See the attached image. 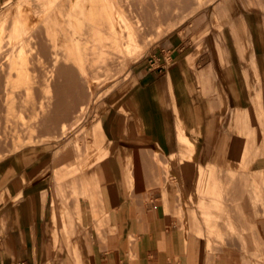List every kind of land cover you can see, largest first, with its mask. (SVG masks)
Returning a JSON list of instances; mask_svg holds the SVG:
<instances>
[{
	"label": "crops",
	"instance_id": "obj_1",
	"mask_svg": "<svg viewBox=\"0 0 264 264\" xmlns=\"http://www.w3.org/2000/svg\"><path fill=\"white\" fill-rule=\"evenodd\" d=\"M256 121L264 124V0H220L190 30L162 37L93 115L91 163L79 161L86 141L72 161L61 136L44 142L43 162L32 147L23 165V153L0 161V264H264ZM69 166L78 171L65 177Z\"/></svg>",
	"mask_w": 264,
	"mask_h": 264
},
{
	"label": "bare ground",
	"instance_id": "obj_2",
	"mask_svg": "<svg viewBox=\"0 0 264 264\" xmlns=\"http://www.w3.org/2000/svg\"><path fill=\"white\" fill-rule=\"evenodd\" d=\"M31 1V0H30ZM155 1V0H154ZM159 1V0H158ZM162 1V0H161ZM172 1V0H171ZM176 1V0H175ZM177 1H179V0H177ZM177 1L176 2H174L173 1V3H177ZM186 1V0H185ZM184 1V3L186 4V5H191L190 3L189 4H187L188 2L187 1H189V2H191L192 4H195V7L193 8V11H195V10H200V8H201V6L207 1V0H198V1H196L195 3H193L195 0H187L186 2ZM36 2H38V4H40L41 5V7L42 8H40V6H36V5H34V8H33V4L30 6L29 4V0H28V5L27 6H24L23 4L22 5H20L14 12H13V14L12 15H10L11 17H12V19H11V21H9L10 22V25H8L9 24V22L7 23V25L8 26H11V30H10V27H8V26H6V22L8 21V18H7V20L5 21V20H3L1 23H0V46L2 45V39L4 38L3 36V33H4V28L5 29H8L9 28V32H11V34H25V33H27V34H31L32 36H34L33 38L34 39H36V36H38V35H40V33H41V36H43L42 35V33H45V35H46V37H47V45H48V47L50 48V50H51V52H52V54L50 53V55H52V58H51V56H50V58L51 59H53L52 61V63L53 64H59V66H60V61L59 62H57L60 58H62V56H58L57 57V55H58V53H59V51H60V53L62 52L63 54H64V58H65V65H66V63H68L67 65H69L70 66V64L69 63H73V65H74V69L75 68H77V70H79V71H77L76 72V75L75 76H77V74H78V76L76 77L77 78V80H79V79H81V77H83L84 79H82L81 81L82 82H84L83 80H87V74H89V73H91V72H88V71H90V70H88L90 67H91V65H95L96 67H102V68H106V69H108V70H110L111 68L108 66L110 63H114L115 62V58H116V56L117 55H122V54H130L129 56H133L134 54H136V51L137 50H140L141 48H143V47H145V45H143V38L147 35V34H150L151 33V37H149L150 38V40L149 39H147V40H149L150 42L152 41V40H154V39H158V38H161V37H163V36H165V35H167L168 33H170L171 31H173L174 30V28L176 27V25H177V20H176V16H175V13L174 12H171V11H169V9H168V7L166 8H164V10L162 11V12H159V9H160V7L159 6H161V4H158V2L157 1H155V2H157V4L156 3H154L156 6L157 5H159L158 7H155V9H152V8H150V5H149V7H145V6H143V4H146L147 3V1L146 2H144V0L142 1V0H36ZM142 2H143V4H142ZM160 2V1H159ZM167 2V1H166ZM181 2V3H180ZM179 2V4H183V1H180ZM209 2V1H208ZM25 3V2H24ZM25 3V4H26ZM33 3V2H32ZM152 4H153V0H152V2H151ZM147 4H149V3H147ZM163 4H164V2H163ZM162 4V6L164 7V5ZM169 4H170V2L168 3V6H169ZM211 4V3H210ZM209 4V5H210ZM172 6H173V4H171ZM154 5H152L151 7H153ZM162 6H161V8H162ZM166 6H167V4H166ZM171 6V7H172ZM176 8H178V4H177V7ZM163 9V8H162ZM154 12H153V11ZM189 13H191V12H189ZM8 16V15H7ZM6 17V16H5ZM8 31V30H7ZM6 31V33H8ZM37 32H38V35H37ZM6 33H5V35H6ZM7 35H9V34H7ZM26 35V34H25ZM21 37H25L24 35H21ZM30 38H31V36H29ZM40 37V36H39ZM38 37V38H39ZM147 37V36H146ZM37 38V40L39 41V39ZM6 39V37L4 38V40ZM7 39H9V37L7 38ZM27 39L29 40V38H28V35H27ZM42 39V38H41ZM44 39H45V37H44ZM31 40H32V38H31ZM8 41V40H7ZM12 41V40H11ZM11 41H10V39H9V42L11 43ZM30 41V40H29ZM88 41L90 42V44H88ZM25 42L26 41H24L23 40V38L19 41V44L18 43H15V45L17 44V47H16V49H14L13 48V46H12V48H13V52L11 53V55H9V53H8V57L6 56V53H7V51H6V53H5V56H6V61L7 60H9L8 61V65H9V68H11V69H13L14 70V74H16V79L14 80V78H13V84L16 82H24V83H27V84H30V82H31V79H30V74H29V67H30V69H32L33 70V68H31V65L33 66V65H36V63L34 64L33 62L35 61V62H37L38 63V60H37V58L34 56V59L36 58V60H34V59H31V60H33V62H32V64H30V66H29V63H30V57H31V55H29V51H30V54H31V52H33V53H36V54H34V55H38V57H40L41 55V48H40V46H39V43H37L36 41H31L32 43H29L28 45H27V47H25ZM35 44H34V43ZM147 42V41H146ZM5 43H6V41H5ZM27 43H28V41H27ZM37 43V44H36ZM43 43V42H42ZM9 44V43H8ZM33 46H32V45ZM145 44H147V46L149 45V43H145ZM4 46L6 45V44H3ZM29 45H30V48H29ZM46 45V46H47ZM4 46H1V48L2 47H4ZM28 48V49H27ZM61 49V50H58V49ZM147 48V47H146ZM9 49V48H8ZM44 49V48H43ZM1 50V49H0ZM9 50H11V49H9ZM49 51V50H48ZM9 52V51H8ZM46 52V51H45ZM53 52L54 53H56V54H54V56H53ZM28 53V54H27ZM44 53V52H43ZM42 53V54H43ZM61 53V55H63ZM3 55H4V52H3ZM33 55V54H32ZM44 55H46V54H44ZM48 55H49V53H48ZM56 55V56H55ZM60 55V54H59ZM43 56V55H42ZM41 56V57H42ZM33 57V56H32ZM5 58V57H4ZM43 58V57H42ZM0 59H1V57H0ZM39 59V58H38ZM41 59V58H40ZM63 59V58H62ZM45 60V57H44V59L43 60H41L42 61V63H43V61ZM50 60V59H49ZM5 61V60H4ZM3 61V62H4ZM6 61L4 62V63H6ZM45 62V61H44ZM63 63V62H62ZM3 64V63H2ZM40 64H41V62H40ZM88 64H90V67L88 68ZM5 65H7V63L6 64H3V66H5ZM37 65H39V64H37ZM44 65H45V63H44ZM43 64H41V69H42V66H44ZM1 66V65H0ZM52 66V65H51ZM54 66V65H53ZM61 66H62V64H61ZM72 66V65H71ZM56 67V66H55ZM63 67V66H62ZM1 68H2V66H1ZM1 68H0V70H1ZM8 68V69H9ZM66 68H68L67 66H66ZM70 68L71 67H69V69H67L68 71L67 72H69V70H70ZM92 69H93V67H91ZM7 69V70H8ZM34 69H35V67H34ZM52 69V73L54 72L53 71V68H51ZM55 69V68H54ZM3 70V69H2ZM1 70V71H2ZM5 70V69H4ZM32 70H31V72H32ZM73 70V69H72ZM56 71H57V69H56ZM74 71V70H73ZM105 71V70H104ZM9 72H11V70H9ZM8 72V73H9ZM33 72H35V70H33ZM33 72H32V74H33ZM43 72V71H42ZM45 69H44V74H45ZM67 72H65V73H67ZM7 73V74H8ZM50 73H51V71H50ZM49 73V71H48V73L46 72V74H50ZM70 73V72H69ZM71 73H72V71H71ZM70 73V76H73V77H75L74 75H72ZM74 73H75V71H74ZM2 74V73H1ZM0 74V75H1ZM6 74V73H5ZM43 74V75H44ZM80 74H81V76H80ZM106 74V73H105ZM11 75V74H10ZM36 75V74H35ZM42 74L40 75V76H43ZM53 74H51L50 76H52ZM60 75H62V74H60ZM7 76V75H6ZM9 76V75H8ZM40 76H39V78H40ZM46 76V75H45ZM69 76V75H68ZM90 76H92V74L90 75ZM95 76H96V74H95ZM94 76V77H95ZM1 77V76H0ZM11 77V76H10ZM36 77H37V75H36ZM36 77H35V79H36ZM47 77V76H46ZM49 77V76H48ZM78 77H79V79H78ZM85 77H86V79H85ZM93 77V78H94ZM98 77V76H97ZM107 77V79H108V76H105L104 78H106ZM42 78V77H41ZM52 78H53V76H52ZM34 79V80H35ZM42 79H44V78H42ZM70 79H72V77L70 78ZM45 80V79H44ZM43 80V81H44ZM49 81H47V78H46V81L48 82L47 84H46V86H45V90H46V92H47V95H45V97L47 96V97H49L48 98V102H50V98L52 97L50 94H49V91H50V84H49V82H50V77H49V79H48ZM72 80H74V79H72ZM98 80V79H97ZM52 81V80H51ZM66 81H68V80H66ZM0 82H2V84H4V79L2 80V81H0ZM12 82H10V83H12ZM65 82V81H64ZM10 83H7L6 82V84H10ZM16 83H15V85L14 86H16ZM34 83H35V81H34ZM46 83V82H45ZM85 83V82H84ZM1 84V83H0ZM19 84V83H18ZM76 84V83H75ZM92 84V83H91ZM21 84H19V86H20ZM25 85V84H24ZM52 85H53V83H52ZM59 85V84H58ZM78 85V84H77ZM1 86V85H0ZM12 86V85H11ZM11 86H8V85H5V89H6V87H9V88H11ZM60 86H61V83H60ZM74 86V85H73ZM66 87V86H65ZM75 87V86H74ZM55 88V87H54ZM69 87L67 86V89H68ZM77 88H78V86H77ZM2 89V88H1ZM13 89V88H12ZM15 89H16V87H15ZM15 89H14V91L13 92H15ZM20 89V88H19ZM19 89H17L18 91H19ZM70 89V88H69ZM76 89V88H75ZM21 90V89H20ZM25 90H26V88H25ZM24 90V91H25ZM65 90H66V88H65ZM12 91V90H11ZM18 91H16L17 93H18ZM31 91V86H28V88H27V93L29 94V93H32V92H30ZM70 92V91H69ZM5 93V92H4ZM6 93H7V89H6ZM5 93V94H6ZM11 93V92H10ZM19 93H20V91H19ZM77 93V92H76ZM76 93H73L72 94V89H71V92H70V94H72V95H74V94H76ZM9 94V93H8ZM16 94V93H15ZM26 94V93H25ZM24 94V95H25ZM1 95V94H0ZM31 94H29V96H30ZM68 95H69V93H68ZM72 95H70V97L69 98H71V96ZM77 95V94H76ZM79 95V94H78ZM14 97H16L15 95H13ZM29 96H27V97H29ZM44 96V95H43ZM42 96V97H43ZM61 96V95H60ZM80 96V95H79ZM12 97V96H11ZM32 97V96H31ZM34 97V96H33ZM41 97V98H42ZM64 97V96H63ZM68 97V96H67ZM66 97V98H67ZM74 97V96H73ZM1 98H2V96H1ZM26 98V97H25ZM69 98H67V99H69ZM4 99V98H3ZM7 99H10V98H7ZM27 99V98H26ZM32 99V98H31ZM56 99V98H55ZM65 99V98H64ZM74 99V98H73ZM75 99H76V97H75ZM78 99V98H77ZM11 100V99H10ZM9 100V101H10ZM14 100H16V99H14ZM34 100V99H33ZM42 100H43V98L42 99H40V101L42 102ZM71 100H72V98H71ZM71 100H69V101H71ZM28 101H30V100H28ZM44 101L46 102V100L44 99ZM55 101V100H54ZM35 102V101H34ZM44 102V103H45ZM62 102V101H61ZM7 103H9L8 101H7ZM33 104L34 103H32V107H33ZM36 104V103H35ZM38 104H40V103H38ZM43 104V103H42ZM41 104V105H42ZM47 104H49V106H50V103H47ZM46 104V105H47ZM56 104V103H55ZM61 104H63V106L64 105H66V104H68V103H66V104H64V103H61ZM60 104V105H61ZM45 105V106H46ZM59 105V107L58 108H61V106ZM8 106V105H7ZM38 105H36V107H37ZM40 106V105H39ZM44 106V105H43ZM67 106V105H66ZM47 107V106H46ZM45 107V108H46ZM39 109H40V107H38ZM37 108V109H38ZM8 109V108H7ZM36 109V110H37ZM35 110V108L33 107L32 108V113H35V116H36V111H34ZM42 110H43V107H42ZM45 110V109H44ZM49 110V109H48ZM51 110V109H50ZM56 110V109H55ZM63 110H64V108L61 110H57V111H59V112H63ZM8 111H9V109H8ZM34 111V112H33ZM39 111V110H38ZM46 111V110H45ZM12 112V111H11ZM43 112V111H42ZM50 112V114H52V112L51 111H49ZM56 111H54V113H55ZM67 111H66V109H65V113H66ZM10 113V112H9ZM13 113V112H12ZM44 113V115H48L49 113H48V111H46V114H45V112H43ZM39 114H41V109H40V113ZM38 114V115H39ZM49 114V117H52L51 115ZM56 114V113H55ZM67 114V113H66ZM65 114V115H66ZM33 115V114H32ZM32 115H31V118H32ZM42 116H43V114H41ZM41 115H40V117H41ZM64 115V116H65ZM54 116V115H53ZM38 117V116H37ZM39 117V118H40ZM44 117V116H43ZM47 116H45V118H46ZM56 117H57V115H56ZM52 118L53 120H54V122L57 120V118ZM30 118V117H29ZM38 118V119H39ZM49 119V118H48ZM52 119H49L50 120V122H53L52 121ZM56 119V120H55ZM62 119H63V117H62ZM39 120H41V118L39 119ZM47 120V119H46ZM46 120H43L44 122L46 121ZM48 120V121H49ZM59 120H60V118H59ZM59 120H58V122H59ZM32 121V120H31ZM34 121H36V119L35 120H33L32 122H34ZM38 121V120H37ZM36 121V122H37ZM42 121V120H41ZM42 121V122H43ZM63 121H66L65 119H63ZM61 122V129L59 128V130L58 131H60V133H58V131H57V134H59V135H61V137L62 136H64L65 135V133H68L71 129H73V128H76L77 126H78V124L80 123V121H81V116L76 120V121H73V122H69V123H66V122ZM35 123V122H34ZM49 123V122H48ZM47 123V124H48ZM33 124V123H32ZM32 124H31V126H32ZM37 124H39L40 125V123L38 122ZM44 123H41V125H43ZM45 124H46V122H45ZM36 125V124H35ZM35 125H33V126H35ZM38 125V126H39ZM40 125V126H41ZM53 125H57V124H54L53 123ZM59 125V126H60ZM28 126V125H27ZM37 126V125H36ZM40 126L39 127H35L34 128V130L36 131V129L38 128H40ZM43 126H46V125H43ZM261 126V125H260ZM42 127V126H41ZM47 127V126H46ZM45 127V128H46ZM49 127H51V128H54V126H52L51 124H50V126ZM259 127V126H258ZM44 128V129H45ZM37 129V130H38ZM41 129V128H40ZM40 129H39V131H40ZM43 128L41 129V131H43L44 130ZM49 129V128H48ZM50 130H52V129H50ZM49 130V132H48V135L49 134H51V131ZM57 130V128L55 127V131ZM98 130V129H97ZM28 131V130H27ZM29 131H30V128H29ZM31 132V131H30ZM52 132H54L53 130H52ZM72 132H74V130H72ZM98 132L99 131H97V133H96V135L98 136ZM38 133V132H37ZM43 133H45V134H43L44 136L47 134L45 131H43ZM264 133V132H263ZM4 134V133H3ZM31 135H32V133H30ZM36 134V133H35ZM39 134H40V138L41 139H43V138H45V137H42L41 136V134L42 133H40L39 132ZM38 134V135H39ZM7 135V134H6ZM28 135V134H27ZM30 135V136H31ZM100 135H102V133L100 132ZM262 135H264V134H262ZM24 136V135H23ZM50 136V135H49ZM55 136V135H54ZM56 136H58V135H56ZM36 137V136H35ZM263 138H264V136H263ZM30 139V138H29ZM41 139H39L38 138V140L40 141ZM32 140V139H31ZM30 140V141H31ZM1 141H2V138H1ZM7 141V140H6ZM16 141V140H15ZM33 141H35V140H33ZM16 144V143H15ZM263 144H264V142H263ZM4 145V144H3ZM7 145V144H6ZM9 146V145H8ZM17 147L19 146L20 147V145H16ZM16 146L14 147V148H16ZM13 148V149H14ZM8 149V148H7ZM17 149V148H16ZM11 150V149H10ZM263 153H264V146L263 145H260L258 148H257V150H256V155L259 157V161H258V163H259V165L260 166H263L262 165V162L264 161V157H263ZM19 159L17 158L16 159V161H18ZM185 168H186V166H185ZM187 168H189V167H187ZM191 168V167H190ZM230 168V167H229ZM225 169H227V168H225ZM235 169V168H234ZM222 170V169H221ZM231 170H233V169H231ZM231 170L229 171V170H227V171H229V173L231 172ZM235 170H237V169H235ZM185 171V170H184ZM224 171V170H223ZM188 172H190V171H188ZM187 172V173H188ZM199 172H200V170H199ZM234 172V171H233ZM232 172V173H233ZM239 172V171H238ZM241 172V171H240ZM262 170H260L259 171V173H258V181H259V188L258 189H256V201L257 200H259V201H262V204H260L261 206H259V207H261L260 209H263L264 210V177H263V175H262ZM193 173V172H192ZM209 173L211 174V172H210V170H209ZM234 173H236V172H234ZM233 173V174H234ZM245 173V172H244ZM206 174V173H205ZM247 174V173H246ZM249 174V173H248ZM189 175V174H188ZM192 175V174H191ZM190 175V176H191ZM204 175V174H203ZM214 174L212 173L211 174V176H213ZM217 175V174H216ZM221 175V174H220ZM225 176V173L224 174H222V176ZM209 176V175H208ZM211 176H209L212 180L215 178V177H211ZM234 176H236V175H234ZM239 176H241L240 174H239ZM242 176H243V174H242ZM241 176V179L245 176H243L242 177ZM203 177V176H202ZM205 177H206V175H205ZM226 177V176H225ZM248 177V176H247ZM246 177V178H247ZM249 177H250V175H249ZM220 178V177H219ZM222 178H224V177H221L220 179H221V181H222ZM208 179V178H207ZM232 179H234V178H232ZM244 179V178H243ZM249 179V178H248ZM203 180V179H202ZM204 180H205V178H204ZM217 180V179H216ZM224 180V179H223ZM208 181V180H207ZM220 181V180H219ZM218 181V185H219V187H221L220 186V182ZM250 181V180H249ZM203 182V181H202ZM205 182V181H204ZM204 182H203V185H204ZM211 182L212 181H210L209 183L211 184ZM224 182V181H223ZM222 182V183H223ZM237 182H240V180L239 181H236V183ZM208 183V182H207ZM213 183H214V180H213ZM226 183H228V182H226ZM215 184V183H214ZM224 184V183H223ZM240 184H238V186H239ZM207 186H209L208 184H207ZM210 186H212L213 187V185H210ZM235 186H237V185H234V187ZM250 186V185H249ZM212 187H206V188H208V189H206V190H208V191H210V193L211 192H214L215 193V195H216V192L214 191L215 189L214 188H212ZM215 187V186H214ZM225 186H223V188H224ZM222 188V187H221ZM222 188V189H223ZM236 188V187H235ZM164 189V188H163ZM219 189V188H218ZM225 189V188H224ZM224 189L222 190V191H224ZM229 189V188H228ZM254 189V188H253ZM231 190V189H230ZM230 190H228V191H230ZM239 190V189H238ZM237 190V191H238ZM249 190V189H248ZM255 190V189H254ZM205 190H203L201 193L203 194V192H204ZM221 191V190H220ZM221 191V192H222ZM207 191H205V193H206ZM225 192V191H224ZM224 192H222V193H218L217 192V194H223L222 195V197L221 198H223V196H224ZM233 192V191H232ZM232 192H230V193H232ZM248 192V191H247ZM246 192V193H247ZM251 192H252V190H251ZM254 192V191H253ZM252 192V193H253ZM204 193V194H205ZM208 193V192H207ZM209 193V194H210ZM238 193V192H237ZM236 193V194H237ZM250 193V192H249ZM97 194V193H96ZM201 194V195H202ZM203 194V195H204ZM212 194V193H211ZM255 194V193H254ZM226 195V194H225ZM231 195H235V194H231ZM217 196V195H216ZM247 196V195H246ZM166 197V196H165ZM204 197V196H203ZM217 197H219V195L217 196ZM219 197V199H221ZM232 197V196H231ZM252 197H253V194H252ZM201 198H202V196H201ZM226 198H227V196H226ZM245 198V197H244ZM243 198V199H244ZM165 199V198H164ZM204 199V198H203ZM225 199V198H224ZM231 199H233V198H231ZM246 199V198H245ZM200 200V199H199ZM227 200V199H226ZM236 200H237V198H236ZM254 200V199H253ZM201 201V200H200ZM223 201H225V200H223ZM232 201V200H231ZM235 201V200H234ZM245 201V200H244ZM226 202V201H225ZM233 203V202H232ZM242 203V202H241ZM256 203H258V201L256 202ZM261 203V202H260ZM247 204V203H246ZM198 205H199V203H198ZM243 205V204H242ZM257 207H258V205H256ZM200 207V206H199ZM257 207H256V211L258 212V210H257ZM254 208H255V206H254ZM75 209H76V211L78 212V205H76L75 206ZM104 209V208H103ZM259 209V210H260ZM180 210H183L182 208H180ZM184 211V210H183ZM255 211V212H256ZM262 211V210H261ZM254 212V213H255ZM263 212V211H262ZM185 213H186V211H185ZM185 213H184V216H185ZM253 213V212H252ZM261 212H259V214H260ZM182 214H183V212H182ZM195 214V213H194ZM249 214V213H248ZM187 215V214H186ZM191 215V214H190ZM254 215V214H253ZM181 216V215H180ZM194 216H196V215H194ZM263 216V215H262ZM198 216H196V218H194V220L195 219H198L197 218ZM254 217H255V215H254ZM256 217H257V215H256ZM260 217V216H259ZM180 219H181V217H180ZM189 219H190V217H189ZM223 219V218H222ZM255 219V218H254ZM102 220V217L100 216L99 217V221L97 222V229L98 230H100L102 227V225L103 224H101V221ZM199 220V219H198ZM236 220H237V218H236ZM184 221V220H183ZM185 221H187V220H185ZM197 221V220H196ZM196 221H195V228L197 227V225H198V223H197V225H196ZM200 221V220H199ZM199 221H197V222H199ZM218 221V220H217ZM235 221V220H234ZM191 222V221H190ZM256 222V221H255ZM254 222V223H255ZM186 223V222H185ZM200 223V222H199ZM233 224V223H232ZM183 225H184V223H183ZM186 226H188L187 225V223L185 224ZM218 225V224H217ZM235 225V224H234ZM185 226V227H186ZM198 226H200V224L198 225ZM254 226H255V224H254ZM184 227V228H185ZM201 227H202V224H201ZM200 227V228H201ZM198 228V227H197ZM200 228H199V231H201L200 230ZM239 230V229H238ZM257 230V229H256ZM196 231H198V229L196 230ZM198 231V232H199ZM259 231V230H258ZM98 232H100V231H98ZM202 232V231H201ZM242 232V231H241ZM202 234V233H201ZM227 235V234H226ZM262 236V235H261ZM244 237V236H243ZM242 237V238H243ZM263 237V236H262ZM256 239V238H255ZM245 241V240H244ZM256 242V241H255ZM262 243V242H261ZM234 244V243H233ZM255 244H257V243H255ZM247 245V244H246ZM221 246V245H220ZM257 246V245H256ZM260 246H261V244H260ZM264 246V245H263ZM216 247V246H215ZM218 247V246H217ZM222 247V246H221ZM247 247V246H246ZM263 248V247H262ZM221 249H223V248H221ZM220 249V250H221ZM219 250V249H218ZM217 249H216V251H218ZM263 251V250H262ZM252 258V257H251ZM260 261V260H259ZM264 262V261H263Z\"/></svg>",
	"mask_w": 264,
	"mask_h": 264
},
{
	"label": "rangeland",
	"instance_id": "obj_3",
	"mask_svg": "<svg viewBox=\"0 0 264 264\" xmlns=\"http://www.w3.org/2000/svg\"><path fill=\"white\" fill-rule=\"evenodd\" d=\"M146 1L149 4H147V3L146 4H143V2H142L143 6L149 7V5H150V8H152V9H155V7H158L159 6V5L156 6L154 3L157 4V2H158V4H161V6H162V4L164 2V4H163L164 7L162 6L163 9L161 8V6H159L160 7L159 12H162L165 7L166 8L168 7L169 11L174 12L175 13V16H176L177 25L174 28V30H186V31H188V30H190L193 27V25H194V19H195V17L198 14H200L201 12H205L208 9L212 8V6L215 5L216 3H218L220 0H207L201 6L200 10H198V11L197 10L193 11V8L195 7V4H196L195 2L198 1V0H195L193 2L195 4H192L191 2H189V1L186 0L188 2L187 4L190 3L191 5H186L184 3L185 0H179V1L176 0L177 1L176 4L173 3V1L176 2L175 0H172V1L171 0H162V1L159 0L160 2L158 0H155L157 2H155L153 0V4L151 3L152 0H144V2H146ZM180 1H183V4H179ZM24 2L25 3L26 2L28 3V0H2L0 2V23L3 20L6 21L7 18H8V21L6 22V26L10 25V22L9 21H11V19H12V17L10 15H12L13 12L20 5H22V4L24 6H27L28 5L27 3L25 4ZM169 2H170V4L168 6V3ZM29 3H30L29 4L30 6L33 4V8H34V5H36V6L38 5V6H40V8H42L41 5L38 4V2H36V0H31V1L29 0ZM166 4H167V6H166ZM171 4H173V6ZM177 4H178V8H176L177 7ZM152 5H154V6L151 7ZM189 12H191V13H189ZM8 22H9V24L7 25ZM8 27H10V30H11V26H8ZM4 30L5 31L3 33V35H4L3 37L4 38L6 37V39L5 40H4V38L2 39L3 40L2 41L3 43H2L1 46H4L3 44H6V45L4 47H2V48L0 46V49H1L0 50V57H1V59H0V65L2 66V68H1V66H0V68H1V70L3 69L2 71L0 70V74L2 73L0 75L1 76L0 77V81H2L4 79V84H2V82H0L1 83L0 84L1 85L0 86V94H1L0 95V161H2L3 159H10L11 160L13 158V153L14 152H17L18 154L19 153H23V155H21V157L18 158L19 160L16 161L17 163H19V165H23V163L25 162V156L27 155L26 152H28L29 147H32L33 148L32 152L34 153L35 158H37V161L43 162L44 161V156H45V152H44L45 151V147H44L45 145H44V142L51 141V140L61 141L59 139V137L61 135L57 134V131L61 127L60 124L63 121V119L66 120V121H63V122L69 123V122L76 121L81 116V121L78 124V126L76 128L71 129L68 133H65V135L62 136V137H65V140H64L65 141V147H64L62 153H66L68 151V153H70L69 155H70L71 160L72 161H76V156L74 154V151L79 150V152H82V147H79L78 146V142L81 141L80 143L82 144V141L83 142L86 141V152H85V155L83 156L82 154H80L79 161L81 163H83V162L86 163L88 161H89V163H91L92 162L91 156H90V158H88V153L91 150V147L88 145L87 139L92 136V133L89 130V126H90V124L93 121V115L102 112L104 110V108H106L107 103L110 101V99L112 100L113 97L118 98V95L120 94L121 90H123V85H124V83L126 81V78L129 75V72H130L132 66L136 62H138L139 60H141L142 58H144L152 50V48L159 43V41L162 39V37L161 38H158V39H154V40H152L150 42L149 41L150 40L149 37H151V33L150 34H147L146 35L147 37L145 36L143 38V42H144L143 45H145V47L141 48L140 50H137L136 51V54H134L133 56H129L130 54H128V53L127 54L125 53V54H122V55H117L116 58H115V62L114 63L112 62V63H110L108 65L111 68L110 70L106 69L107 67L106 68L105 67L104 68H102V67L101 68L100 67L98 68L95 65H91V67H93V69H92L90 67V64H88L89 65L88 68L90 67L88 69L90 71H88V72H91V73L87 74V77L88 78H87V80H83L85 82L84 83V82L81 81L82 79H84L83 77H81V79H79V77H78L79 80H77L76 77L78 76L79 73L77 74V76H75V75H76V72L79 71V70H77V68L74 69L73 63H69L70 66L67 65L68 63H66V65H65V62H64L65 61V58H64V54L62 52L61 53L63 55H61L60 51H59V53L57 55V57L58 56H62V58H63V59L60 58L57 61V62H59L61 60L59 62L60 63V66H59V64L56 65V64H53L52 63L53 62L52 61L53 59H51L52 58V55H50V53L52 54V52H51L50 48L47 45V37H46L45 33H42L43 36H41V33H40V35H38V32H37V35L38 36H36V39H34L35 37L32 36L31 34L29 35V34L25 33L26 35L25 34H18V35L17 34H14L13 35V34H11V32H9V28L8 29H5L4 28ZM6 31L8 33H6ZM5 33H6V35H5ZM7 34H9V35H7ZM21 35H24L25 37H21ZM27 35H28V38H29L30 41L27 39ZM29 36H31V38H32L33 41H36L37 43H39V46L41 48V52H40L41 54L40 55L41 56L43 55L42 56L43 58L41 56L38 57V55L37 56L34 55L36 53H33V52H31V54H30V51H29L28 53H29V55H31L29 66H30V64H32L33 60H31V59H34V56L38 60V63L35 62V61L33 62L34 64L36 63V65H33V66L31 65V68H33V70H35V72H33V70L30 69V67H29V70H30L29 71V74H30L31 82H30V84H27V83H24V82H21V83L20 82H17V83L15 82L16 83V86H14L15 83L13 84L12 81H13V78H14V80L16 79V74H14L15 72H14L13 69L9 68V65H8L9 64L8 63L9 60L6 61V59H7L6 56L8 55V53H9V55H11V53L14 51L13 48L15 46L17 47V44L15 45V43H18L19 44V41L22 38H23L24 41H26L25 42V47H27V45L29 43H32L31 42L32 40H31V38ZM8 37H9L10 41L12 40L11 43L9 42V39H7ZM44 37H45V39H44ZM37 38L39 39V41L37 40ZM147 39H149V40H147ZM5 41H6V43H5ZM27 41H28V43H27ZM145 43H149V45L147 46V44H145ZM88 44H90L89 41H88ZM12 46H13V48H12ZM16 47L14 49H16ZM8 48L11 49V50H9ZM29 48H30V45H29ZM5 50L7 51V53H6ZM58 50H61V49L59 48ZM3 52H4V55H3ZM5 53H6V56H5ZM48 53H49V55H48ZM44 54H46V55H44ZM54 54H56V53L53 52V56H54ZM50 56H51V58H50ZM44 57H45V60H44L45 62L43 61V63H42L41 60H43ZM36 58L34 60H36ZM4 60L7 63V65H5V66H3V64H6V63H4L5 62ZM40 62L43 65L45 63V65L42 66V69L40 68L41 67ZM37 64H39V65H37ZM61 64H62L63 67L61 66ZM66 66L68 68H66ZM34 67H35V69H34ZM69 67H71L70 70H69V72L71 73V71H72L71 74L72 75L75 74L74 75L75 77L70 76V73L67 72L68 71L67 69H69ZM51 68H53V71H54L53 73H52V69ZM44 69H45V71L47 73H48V71H49V73L51 71V73L48 75L45 72V74H44ZM56 69H57V71H56ZM72 69L75 71V73H74V71ZM9 70H11V72H9ZM31 70H32L33 74L31 72ZM65 72H67V73H65ZM35 74L37 75V77H36ZM41 74L42 75L44 74V75L43 76H40ZM51 74H53L52 75L53 78H52V76H50ZM60 74H62V75H60ZM91 74H92V76H90ZM95 74H96V76H95ZM39 76H40V78H39ZM48 76L50 77V82H49V84H50V91H49V94L52 96L50 98V102H48V98L49 97H47V96L45 97V95H47V92L45 90V86L48 83L47 81H49L48 80L49 79ZM80 76H81V74H80ZM105 76H108V79H107V77L104 78ZM35 77H36V79H35ZM41 77L44 78L45 80L42 79ZM71 77L74 80L70 79ZM46 78H47V81H46ZM85 79H86V77H85ZM66 80H68V81H66ZM34 81H35V83H34ZM6 82L7 83L12 82V83L6 84ZM18 83L21 84V85L19 86ZM52 83H53V85H52ZM60 83H61V86H60ZM5 85H8V86H11L12 85L11 88L6 87L7 93H6ZM28 86H31V91L30 92H32V93H29V94H31L30 96L27 93ZM67 86L70 89L69 88L67 89ZM77 86H78V88H77ZM15 87H16V89H15ZM25 88H26V90H25ZM65 88H66V90H65ZM14 89H15V92H13ZM17 89H19L20 93H19V91ZM71 89H72V94L77 92L76 93L77 95L76 94H74V95L70 94ZM16 91H18V93ZM68 93H69V95H68ZM13 95H15L16 97H14ZM70 95H72L71 96L72 100H71V98H69ZM1 96H2V98H1ZM27 96H29V97H27ZM41 97L43 98L42 102L40 101V99H42ZM66 97L69 98V99H67ZM75 97H76V99H75ZM7 98H10L11 100L10 99H7ZM14 99H16V100H14ZM44 99L46 100V102L44 101ZM28 100H30V101H28ZM69 100H71V101H69ZM7 101L9 103H7ZM32 103H34L33 104V107L35 108L34 111H36V116H35V113H32V108H33L32 107ZM38 103H40V104H38ZM47 103H50V106ZM61 103H64V104L68 103V104H66L67 106L66 105L63 106V104H61ZM36 105H38V106L36 107ZM59 105L61 106V108H58ZM38 107H40L41 114H43L44 117L41 114H39L40 113V109ZM42 107H43V110H42ZM7 108L9 109V111H8ZM63 108H64L63 112L62 111L61 112L57 111V110H60V109L62 110ZM44 109L46 111H48L49 114H50L49 111H51L52 114H50V115L52 117H49V114L48 115H44L43 112H45V114H46V111ZM65 109L67 111L66 112L67 114L65 113ZM54 111H56L55 112L56 114L54 113ZM31 115H32V118H31ZM40 115H41V117H40ZM56 115H57V117H56ZM45 116H47V117L45 118ZM39 117L41 118L42 121L47 119L45 121L46 124H45L44 121L42 122L41 120H39L40 119ZM55 117L57 118V120L55 119L56 121L54 122L53 119ZM62 117H63V119H62ZM48 118L49 119H52L53 118L52 119L53 122H50V120ZM59 118H60V120H59ZM35 119H36V121L37 120L38 121L37 122L34 121L35 123L32 122ZM58 120H59V122H58ZM38 122L40 123V125H41V123H44L43 125H46L47 127L46 126H43V125H41L42 126L41 127L39 124H37ZM53 123L54 124H57V125H53ZM31 124H32V126H31ZM50 124L52 126H54V128L49 127ZM33 125H35V126H33ZM38 125L40 126L41 129L42 128L44 129L46 127L43 130V131H45L47 133L45 135L46 137L43 135L45 133H43V131H41L40 128H39L40 131H39L38 128H37L38 130L37 129H36V131L34 130L35 127H39ZM55 127L57 128L56 131H55ZM29 128H30V131L31 132L29 131ZM50 129H52L54 132H52V130H50ZM49 130L51 131V134H49L50 136L48 135ZM72 130H74V132H72ZM60 131H58V133H60ZM39 132L42 133L41 136L43 135L42 137H45V138L41 139ZM263 132H264V124L256 121V150H257V148L260 145H263L264 146V144H263V142H264L263 136L264 135H262V134H264ZM30 133H32V135ZM56 135H58V136H56ZM1 138H2V141H1ZM38 138L41 139V140L39 141ZM33 140H35V141H33ZM68 142H70V143H68ZM16 145H20V147L19 146L17 147ZM15 146H16L17 149L14 148ZM77 147H78V149H77ZM75 148H76V150H75ZM60 152L61 151L58 149V151H57V153H58V155H57L58 161H56L58 163L60 161V157H61V154H62ZM103 156H104V154H101L100 156H98V158H101ZM263 157H264V153H263ZM258 161H259V157L256 155V189L259 188V181H258V176L259 175H258V173H259L260 170H262L261 173H262V175L264 177V161L262 162V165L263 166H260L259 163H258ZM77 171H78V168L77 167L69 166L68 167V170L66 171L67 174L65 175V177L68 176V175L70 176L71 174L76 173ZM92 189H93V187L90 186V187H87L85 190H86V192H88V191H91ZM74 193L76 194L77 192L75 191ZM92 200H93L94 216L96 217V221L98 222L99 221V217L101 215H100V212L97 209V206H98L97 203H96V200L97 199L94 197V198H92ZM257 201H258V203H256V205H258V207L257 206L256 207H257L258 212L256 211V215H257L256 222L258 221V219L264 218V210L263 209H260L261 207H259V206H261L260 204H262V201H259V200H257ZM259 212H261V213L259 214ZM101 221H102L101 224H103V219ZM69 222L71 223V220H69ZM70 225L72 226V224H70ZM101 230H102V228L100 230H98V231L101 232ZM257 232H258V230H256V234L258 235ZM71 237H73V236H71V235L68 236V238H70V241H69L70 242L69 243L70 246H71ZM74 251L76 252L75 247H74Z\"/></svg>",
	"mask_w": 264,
	"mask_h": 264
}]
</instances>
